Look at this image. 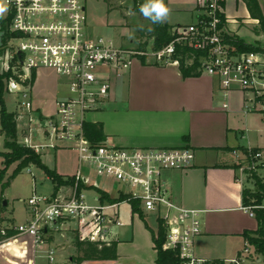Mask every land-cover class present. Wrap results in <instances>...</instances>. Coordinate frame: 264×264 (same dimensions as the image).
I'll list each match as a JSON object with an SVG mask.
<instances>
[{"label":"built area","instance_id":"2783aa9c","mask_svg":"<svg viewBox=\"0 0 264 264\" xmlns=\"http://www.w3.org/2000/svg\"><path fill=\"white\" fill-rule=\"evenodd\" d=\"M89 1L0 0V26L5 32L0 75L5 76L4 94L21 99L20 113L15 114L18 127L25 123L21 145L38 154L48 149H72L79 161L66 194L34 193L26 202L30 220L2 230V234L10 230L43 244L50 230L66 225L81 240L109 244L116 237L113 229L125 226L119 216L120 206L130 204L131 213L138 215L132 207L136 203L144 216L152 215L157 225L159 221L164 223L163 248L175 251L179 264H208L195 255L194 240L202 233L199 212L176 205L163 179L168 170L193 166L195 152L187 148H129L106 141L94 143L84 126L92 122L87 120L89 114L106 109L113 81L123 78L141 58L161 67H180L183 59L186 64L198 60L200 75L217 80L225 96L239 90L251 95L264 112V54L240 53L226 40L224 0H195L196 21L172 26V40L159 50L153 46L145 50L138 49L139 46L122 47L111 39L91 35ZM130 1L138 7L149 2ZM42 70L56 73L68 90V96L56 103L52 116L43 115L32 99L35 81ZM2 110L0 103V137L4 136ZM39 136L45 137L46 142L37 143ZM260 157V153H243L242 172L255 170V165L248 163ZM90 190L95 192L91 199L87 196ZM101 193L118 202L104 200ZM248 252L246 249L245 253ZM232 263L242 264L240 260Z\"/></svg>","mask_w":264,"mask_h":264},{"label":"crops","instance_id":"0c3cea01","mask_svg":"<svg viewBox=\"0 0 264 264\" xmlns=\"http://www.w3.org/2000/svg\"><path fill=\"white\" fill-rule=\"evenodd\" d=\"M258 1L264 12V1ZM163 3L168 9L197 14L195 0H163ZM225 15L228 34L238 36L233 25H237L238 30L253 25L254 33L264 34L255 31L259 23L251 18L249 11L248 17L236 21L227 13ZM41 96L36 88L35 107L43 115L52 116L56 103L61 99L57 95L48 100ZM252 107L254 109L248 111ZM107 109V113L106 110L98 112L99 117L92 122L102 123L105 141L111 145L187 148L195 152L193 166L168 170L164 172L163 179L176 205L199 212L202 233L194 240L197 258L206 260L208 264H234L233 260H240L242 264H264V257L256 254L243 237L245 232L257 230L258 222L253 212L243 204L247 179L241 169L243 153L240 150L258 149L264 157V147L243 143L247 133L244 128L254 125L257 130H262L264 126V112L253 102L251 95L234 90L225 96L217 80L208 76L185 78L177 65L161 67L135 62L123 78L113 81ZM24 126L22 123L18 127L19 135ZM59 175L65 179L71 177ZM68 190L67 186H62L57 193L66 194ZM3 202L4 199L0 218L6 219L2 221V230L30 220L26 202L20 214H15L9 202L7 206ZM68 230L71 231L66 225L50 230L43 244H36L32 237L18 236L14 232L9 240L0 242V264H74L65 244H61L56 236L58 232ZM149 231L155 251L153 230L149 228ZM116 237L111 241H117L119 248L125 241ZM66 242L76 250L73 241ZM246 249L248 253H245ZM119 254L118 249V259ZM156 258L155 251L154 264ZM113 264L123 263L118 260Z\"/></svg>","mask_w":264,"mask_h":264},{"label":"rangeland","instance_id":"374dc122","mask_svg":"<svg viewBox=\"0 0 264 264\" xmlns=\"http://www.w3.org/2000/svg\"><path fill=\"white\" fill-rule=\"evenodd\" d=\"M222 5L224 6L223 9L225 13L235 21L238 18L248 17V11L241 0H226L223 1ZM262 5L264 6V3H262ZM135 8L136 6H134L130 0L125 3L121 2V0H90L87 3L88 28L90 34L94 37L111 39L116 45L122 47L136 48L139 46L140 42H146V38H143L141 41V29L152 27V22L150 18H146L141 11ZM196 17L197 14L194 15L190 12L169 9V13L163 21L175 26L178 24L194 23ZM233 28L236 29L239 38L243 40L245 44L259 46L264 50V34L257 35L254 33L252 31L253 25L242 27L239 30L237 25H233ZM151 46H153L152 42L149 43L148 47ZM36 88L40 96L42 95L41 97L45 100L51 99L54 96L56 97V95L58 99H64L68 96V90L63 84V81L53 71L42 70L39 73L33 89L32 99L34 98ZM3 100L8 113H20L18 102L21 101V99L18 96L5 93L3 95ZM105 110L107 113V107ZM97 117H99L97 113L89 114L87 120L94 121ZM244 129L247 132L246 141L243 140L244 144L249 143V145L252 146L264 147V126H262V130H260V128L257 130L254 125ZM20 135H18L19 144L23 141L20 139ZM4 142L5 137H0V152H6L4 149ZM36 142H46V138L39 136ZM41 156V160L45 165L55 169L61 175L72 177L78 169V154L72 149H48L42 152ZM3 163V157H0V170L4 167ZM17 164L18 163H15L8 168L5 181L13 175ZM244 165H247V163ZM248 165H255L258 174L264 178V157L262 154L260 158L254 160V163L250 161ZM248 176L249 175L246 174L247 181L245 183V188L254 191V181L249 179L250 177ZM100 184L103 186L102 182H100ZM106 190L116 194V191H113L111 188H106ZM54 192L55 185L52 181L45 176L40 168L31 165L24 169L21 174L17 175L4 192H2L0 186V212L2 210L1 202L3 199L4 202H9V206L14 209L15 214H20L24 211L25 202H28V199L34 193L37 195L52 196ZM94 195V190H90L87 194L89 199L94 198ZM248 209L252 212L254 206H249ZM119 212L120 218L125 224V227H116L113 229L114 234L117 236L116 238L125 241L118 248L120 250L119 262L123 264H154L155 251L152 248L149 228L156 232L157 222L155 218L152 215H146L144 220L137 216L132 217L130 204H122ZM5 219L6 218H0V230H2L1 228L4 226L2 221ZM7 225H9V223ZM57 234L58 240L62 242L61 244L64 243L67 248L69 252L68 256H70L73 263L76 264L75 261L77 260L78 253L69 242H66V240L73 241L77 233L68 230L58 232ZM132 238H135V240L132 241ZM89 264L111 263L91 262Z\"/></svg>","mask_w":264,"mask_h":264},{"label":"trees","instance_id":"16d2710c","mask_svg":"<svg viewBox=\"0 0 264 264\" xmlns=\"http://www.w3.org/2000/svg\"><path fill=\"white\" fill-rule=\"evenodd\" d=\"M249 14L253 20H257L259 23V28L256 32H264V12L262 11L258 0H242ZM146 4V3H145ZM138 11L141 7L136 6ZM151 20V18H150ZM152 22V27L143 28L140 31L141 41L146 38V42H140L138 49L145 50L149 43H153L155 50H159L165 45H167L172 40V26L167 23ZM226 40L240 53H250L259 52L264 54V50L259 46H251L244 43L238 36L232 34L225 35ZM187 52L189 49H186ZM0 52H2L0 50ZM185 53V52H183ZM191 54V53H190ZM199 55L198 52H195ZM185 56V55H184ZM186 57V56H185ZM141 63L144 65L148 64L145 58H141ZM199 63L198 60L194 61L192 64H186L185 60L180 61V71L185 78H195L200 77L198 72ZM4 75H0V103L3 107L2 110V121L4 128V149L6 152H0V157L4 159V167L0 170V186L2 192H4L11 184L12 180L21 172L32 166H36L42 170L45 176L52 181L55 185V192L62 187L68 186L72 183V179L66 180L63 176H60L56 171L48 168L41 160V154L36 153L34 150L27 148L18 142V123L16 115L13 113H8L4 104ZM84 131L87 137L94 143H100L106 140L104 134L103 125L100 122H88L85 123ZM240 151L244 154H258V149L249 150L247 148H242ZM18 163L14 169L13 175L5 181V176L7 170L13 164ZM252 181H254V191L245 188L243 191V204L244 207L254 206L252 211L257 222L258 229L255 231H247L243 234V237L247 241L248 245L254 248V251L259 256L264 257V178L261 177L257 169L253 171L246 172ZM104 200L109 202H118L114 199L109 198L107 195L101 193ZM2 203V202H1ZM134 213H138V216L144 220L145 216L137 208L136 203H132ZM14 232L10 231L6 235L2 234L0 230V242L12 237ZM154 249L157 254L156 264H179V258L175 251L165 250L164 243L166 241V227L162 221H159L157 225L156 232L152 231ZM73 245L78 253L76 264H89L91 262H109L111 264L117 262L118 260V242L111 241L109 244H99L94 243L89 240H81L78 235L73 238Z\"/></svg>","mask_w":264,"mask_h":264},{"label":"clouds","instance_id":"9594fccd","mask_svg":"<svg viewBox=\"0 0 264 264\" xmlns=\"http://www.w3.org/2000/svg\"><path fill=\"white\" fill-rule=\"evenodd\" d=\"M140 11L146 18H151L153 22L163 21L169 13L163 0H149L148 3L141 6Z\"/></svg>","mask_w":264,"mask_h":264},{"label":"water","instance_id":"95a60500","mask_svg":"<svg viewBox=\"0 0 264 264\" xmlns=\"http://www.w3.org/2000/svg\"><path fill=\"white\" fill-rule=\"evenodd\" d=\"M5 36V32L2 30V27L0 26V49L3 47V39ZM7 202H4V205H6Z\"/></svg>","mask_w":264,"mask_h":264}]
</instances>
